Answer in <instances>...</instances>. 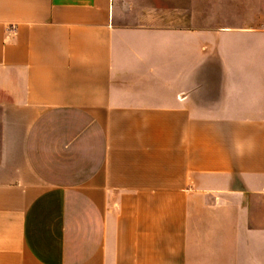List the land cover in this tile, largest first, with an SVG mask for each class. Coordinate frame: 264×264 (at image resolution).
<instances>
[{"label":"crops","instance_id":"0c3cea01","mask_svg":"<svg viewBox=\"0 0 264 264\" xmlns=\"http://www.w3.org/2000/svg\"><path fill=\"white\" fill-rule=\"evenodd\" d=\"M0 0V264H264V20Z\"/></svg>","mask_w":264,"mask_h":264},{"label":"rangeland","instance_id":"374dc122","mask_svg":"<svg viewBox=\"0 0 264 264\" xmlns=\"http://www.w3.org/2000/svg\"><path fill=\"white\" fill-rule=\"evenodd\" d=\"M131 5L156 7L161 22L202 25L256 26L264 20V0H128Z\"/></svg>","mask_w":264,"mask_h":264}]
</instances>
